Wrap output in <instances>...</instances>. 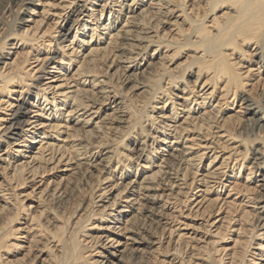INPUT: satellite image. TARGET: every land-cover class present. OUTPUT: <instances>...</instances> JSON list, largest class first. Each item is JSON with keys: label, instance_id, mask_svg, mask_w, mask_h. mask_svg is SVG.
Returning <instances> with one entry per match:
<instances>
[{"label": "bare ground", "instance_id": "1", "mask_svg": "<svg viewBox=\"0 0 264 264\" xmlns=\"http://www.w3.org/2000/svg\"><path fill=\"white\" fill-rule=\"evenodd\" d=\"M37 1L40 0H0V95L8 98L6 101L0 99V129L5 121L11 124L0 131V152L6 156L2 158L3 154L0 155V163H4L0 166V264L156 262L152 259L155 257L146 258L144 254L147 251H144L148 249L147 254H151L155 251L151 249L156 246V249H161L164 245L163 231L171 224L165 220H170L169 216L173 214L167 210L185 204L190 197L189 190H192L190 187L186 192L183 191L179 182L188 185L191 175L189 168L198 172L199 163H196V159L200 161L203 157V154L199 155L200 151L195 158L191 157L188 151L193 148H188L187 143H184L185 128L169 124L178 115L170 113V116H166L163 111L170 103V111L176 112L178 104L173 101L172 90L162 83L168 80L167 85L174 88L182 83L184 85L178 88L183 91L186 88L190 90L191 83L202 85L204 79L202 91L208 87L211 90L203 94L207 95L204 101H210L216 89L222 86L226 97V103H221L218 110L214 109L209 114L205 123L208 133L206 137L200 138L207 141V137H212L206 146L219 143V146L210 150L214 153L208 157V167L216 166L218 148L230 149L229 156L222 161L224 169L230 170L227 178H241L243 171L247 172V177L245 181L242 179L243 184L239 180H230L227 185L222 180L225 173L217 174L208 170L204 177L216 180L210 182L203 177L200 181L205 188L213 183L214 186L210 187H215L218 192L222 188L227 190V187L237 194L244 192L246 195V192L249 196L245 198L257 204L256 208H252L253 211L242 213L241 218L245 222L250 216L252 219L256 216L252 225L253 235L239 262L231 261V264H246L252 240L259 231L264 230V89L255 97L250 95L251 89L247 90V79L253 73L251 66L258 67V73H264V0H200L198 3L192 2L190 6L186 0H179L177 6L181 7L183 15L180 18L188 25L187 30H183L180 24V36L184 37L182 41L175 37L169 39L171 36L168 38L166 33L157 31L162 24L178 23L177 20L172 22L177 16L169 7L164 8L165 11H161L152 22L151 15L148 18L144 16L148 11L138 12L145 0H132V3L125 0H84L82 4L70 0L65 5V11H70L63 17L61 14L56 16L54 21H58L52 30L44 32H50L49 39L43 40L40 45L36 42L43 36L35 38L31 35V38L28 34L30 25L27 24L30 19H26L34 12L29 5L35 6ZM99 2L101 16L108 14V17L102 23H99L101 19L96 18L95 26L89 27L92 22L82 17L91 19L93 10H89L88 6L93 8ZM190 7L194 15L188 13ZM219 11H224L222 16H217ZM22 13L26 14L21 18L19 15ZM208 18H212L211 26L208 25ZM60 19L62 21L59 24ZM62 23H65L62 26L65 32L56 38L57 28ZM2 31L5 32L4 36ZM16 37L24 44L35 42L36 48L30 45L34 49L44 46V58L40 60V57H34L35 62H39L36 67L42 64L37 70L40 75H34L36 67H30L31 57H25L23 61L17 58L8 63L16 54L11 53V48L20 42L8 41ZM85 37L90 38L86 41ZM67 42L68 52L65 51ZM103 44L108 45L102 48ZM87 45L92 47L85 53ZM137 45L142 47L135 54ZM151 47H156L154 52L161 48L172 52L166 56L170 60L179 59L185 50L193 52V55L188 56L186 64L183 62L176 66L178 72L165 63L151 61L152 56L149 57L150 63L142 65L140 61L144 60L143 56L148 54ZM251 48H254V53L250 55ZM52 50L58 53L59 58H47ZM38 53L41 55V51ZM110 54L115 58L112 62L115 63V73L120 74L118 80L121 87L129 83L128 91L134 92L128 100L124 96L127 95L126 90L119 91L112 84L115 73L101 71L106 55ZM73 58L79 67L73 75L75 79L72 77L74 80L70 81L67 73L74 64ZM241 61L250 65L244 74L241 68L245 66L241 65ZM186 75L194 81L190 82ZM62 81L67 83H58ZM109 88L113 90L107 91ZM23 94L24 97L20 99L22 103L17 105L10 120L5 119L7 111ZM237 96L244 104V116H219L224 106L226 111L235 105ZM214 129L219 132L215 133ZM219 133L226 136H219ZM225 138L235 140L232 144L238 143L239 146L232 147L227 144L229 141L220 144ZM193 141L195 145L198 140ZM100 158L104 162L101 171L106 170L108 176L104 180L111 183L103 189L100 187L101 193L97 195L95 190L98 185L92 187L84 178H88L89 169H95V163ZM159 160L163 161L165 169L155 166ZM142 162L151 164L149 173L138 170ZM184 165L186 168H182ZM5 170L8 171L6 177L3 174ZM52 171H56V174L52 175ZM47 173L52 176L45 177ZM76 175L80 177L77 179ZM252 180L254 187L248 184ZM28 181L34 182L31 191L17 192ZM81 181H84L83 185L89 191V201L83 206L79 201L72 202L75 195L83 193ZM98 182L104 184L102 178ZM112 189L118 193L112 201L110 199L107 202L108 206L105 201ZM254 192L258 195L250 197ZM181 196L186 198L185 201ZM120 200L125 205L121 206ZM217 200H212L207 208L212 204L216 206ZM222 201L224 205L228 203L225 199ZM229 203L234 207L233 202ZM69 205L71 208L68 210ZM116 205L118 208L113 211L116 214L109 213L108 210ZM81 211L85 213L80 214ZM22 215L26 216L25 224H29L26 227L27 235L21 243L19 229L13 224ZM92 219L105 223L97 235L87 233V225ZM124 223L129 233L125 238L128 245L121 244V229L116 227ZM259 236L264 239V232ZM165 243L168 249L165 251L170 253L166 256V264L191 263L195 255L184 257L187 245L174 247L171 241ZM124 245L125 249L121 250L120 246ZM170 245L172 247L169 250ZM89 251L94 253L87 255ZM218 252L217 249L214 253L211 250L205 252L207 259H203V262L224 264V257L217 255ZM10 255L15 258L9 260Z\"/></svg>", "mask_w": 264, "mask_h": 264}, {"label": "rangeland", "instance_id": "2", "mask_svg": "<svg viewBox=\"0 0 264 264\" xmlns=\"http://www.w3.org/2000/svg\"><path fill=\"white\" fill-rule=\"evenodd\" d=\"M66 1H70V0H40L39 2H36L35 6H30L32 8V10L34 12H32L31 14H29L26 19H30V22H28L27 24L30 25V30H29V36L31 38H33L32 36H35V38L38 36H43L38 42V45H40L42 43V41L44 40H48L49 39V34L44 32L46 30H52V28L55 25V22L58 20H55L57 17V15L59 16L60 14L62 15H66L68 14V12L70 11L67 10L65 11V5H66ZM74 2H79L80 4L83 3L84 0H71ZM121 1V0H120ZM125 1H129L128 3H132V0H125ZM198 1L200 0H186V2L188 3L187 5L190 6V4H192V2H196L198 3ZM123 2V0L121 1ZM202 2V0H201ZM179 3V0H145L143 2V6L141 8V10H139L138 12H142L143 10L147 13H145V17L147 16V18L151 15L152 16V22L154 20H156L157 17H159V14L161 13V11H165L164 8H168L172 9L175 13L177 18L173 19L172 22H175L176 20L178 21V23H173V25H160L159 29L157 30L159 33L162 34H167L169 39H172L173 37H175L176 39L182 41L184 39V37L180 36L181 34V29H180V24H181V28L183 30H187L188 25L186 24L187 22H183V19L180 18V16H183L181 11V7L177 6ZM205 4V3H204ZM140 6V5H139ZM90 8V9H89ZM137 8V6L135 7ZM89 10H93L91 11V13H93L92 18L88 19L87 17H82L85 18V20H90L89 22V27H94L95 24L97 23V19H101L99 23H102L104 21H106L108 14L106 16V14H103V16H101L100 12H101V2H99L98 5H95L93 8H91L90 6H88ZM159 10V11H158ZM65 11V12H64ZM225 11V10H224ZM224 11H219L217 12V16H222V14L224 13ZM190 15L193 13L194 15V11L192 12V7H190V11L188 12ZM26 14V13H25ZM25 14L22 13L21 15H19V17H25ZM179 16V17H178ZM154 17V18H153ZM97 18V19H96ZM208 25L211 26L212 23H210V21L212 20V18H208ZM62 19L59 20V24L61 23ZM151 22V23H152ZM65 23H62L61 27L59 26L57 28L58 33L55 34V37L57 38L58 35L60 33H64V29H62V26ZM71 23H69L70 25ZM124 24V23H123ZM122 24V26H123ZM167 24H171L169 22H167ZM56 27V26H55ZM66 27H69L68 25ZM49 28V29H48ZM31 31V32H30ZM154 31H156V29H154ZM4 36V31H2ZM32 35V36H31ZM151 35H155V33H152ZM90 37H85L84 40L88 41ZM110 39L111 37H109L107 39V43H110ZM16 41H20L19 38L16 37V39L13 40H9L8 43H16ZM54 44V42H53ZM67 46L66 47V52L69 51L68 49V45L69 43H65ZM108 44H103L101 47L104 48L105 46H107ZM30 45H33L32 47L36 48L37 46L35 45V42H31L30 43H23V42H19L18 45L13 46L11 48V53H16L15 55L12 56V59L8 61V63H12L14 62V60H16L17 58H19L20 61H23L25 57L28 58H33L31 60L30 63H32V65L30 67H36L39 62H35L34 57L38 58L41 60L42 58H44V54L42 53V48H37L34 49L32 47H30ZM88 47V48H87ZM87 47H85L84 51L85 53H87L90 48L92 46L89 47V45H87ZM142 46L137 45L136 49H134V53H139L140 49ZM139 48V49H138ZM154 48L156 47H151L149 48V50L147 51L148 54H145L144 60L140 61V63L143 64H148L150 63L152 60L153 62L155 61L158 63H165L166 66L170 67L171 69L175 70L176 72L179 71V68H176V66L179 63L184 62V64H186V59L188 58V56L193 55V52L189 51V50H185L184 53L182 54V56L177 59H173L170 60V58L168 59L166 56L167 55H171L172 52H168L166 48H161L157 51L154 52ZM245 50H248L247 47H243ZM255 48V47H254ZM253 48V49H254ZM253 49H250V55L254 53ZM9 50V49H8ZM171 50V49H170ZM39 51H41V55H39ZM83 51V52H84ZM29 52V53H28ZM25 54V55H24ZM28 54V55H27ZM82 54V52H81ZM134 54V56H135ZM39 55V56H38ZM57 57L59 58L58 53H54L53 50L51 51L50 55L47 57L48 59L51 57ZM152 56V58L150 59L149 57ZM140 59V57H138ZM236 58V57H233ZM73 58V65L70 68V70L68 71L67 75H68V79H70V81L74 80L75 77L73 76L74 73L76 72L77 68L79 67V64L77 62H74ZM151 61H150V60ZM163 59V60H162ZM58 60V59H57ZM115 61V58L112 57V54H110L109 56L106 55V59L103 62L102 65V69L101 71L105 70L107 73L110 74H114L116 71V67H115V63L112 62ZM236 61V60H235ZM234 61V62H235ZM112 62V63H111ZM241 65H244V68L242 69V74H244V72L247 71V67H250V65L247 64H243L244 62L241 61ZM78 65V66H77ZM240 65V66H241ZM42 67V64H40L38 67H36V72H34V75H40L37 73V70ZM109 67V69L107 68ZM29 69V67H28ZM252 70L253 73H250V78L247 79V90L251 91L249 92L250 95L253 97L257 96L261 89H264V73H258V67L256 66H251L250 68ZM50 70V69H49ZM104 71V74L106 73ZM103 74V73H102ZM188 78V75H186ZM244 76H247V74H245ZM74 79H73V78ZM120 77V74L117 72L115 73L114 77H113V86L119 90V91H124L126 90L124 95L126 96L125 99H130L133 95L134 92L131 90L128 91V88H130V84H126L124 87H121L122 85H120V80H118ZM62 80L64 79V77L61 78ZM124 80V78H123ZM188 80L190 82L194 81L191 80V78H188ZM205 82V79L202 83V85L200 83L197 84H193L191 83L190 86L191 89L189 90L188 88H186L185 90L181 91V89H179L178 87H181L184 85H182V83H180L177 87L174 88L170 87L167 85L168 80L165 83H162L166 88H170L169 90H172V93L174 95H172V98H174V102L177 105V110L176 112H172L170 111V109H172V105L170 103H168V105L165 107V111H163L164 114H166V116H170L171 114L176 113L178 115V117L175 119H173L174 121L171 123L169 122V124H171L172 126H177V127H181V128H185V130L183 131V136H184V143H187V147L188 148H193L190 149L188 151V153L191 155V157L195 158L199 152L200 154H203V157L200 161H197L196 159V163H199V168H198V172H196V170H194V168L190 167L189 169H191L190 171V176L189 179L188 178V185H184L183 181H180V188H183V191H187V188H190L192 190H189V199L187 200V202L183 205L178 206L179 208H173L171 211L167 210V212H169V214L171 212H173L172 216L170 215L169 219L170 220H165L166 223H171L170 225L167 226L166 229H164L163 231V235L165 236L164 240V245L161 247V249H156L153 248L150 251L151 254H147L149 253V250L146 249L144 252L147 251L146 254H144L147 257H155L152 258L155 264H166L168 262V258H166V256L170 253L166 252L168 249H166L167 246V241H171V244L173 243L174 247H178V246H184L187 245V250L185 251L184 257H186L187 255L190 254H194L195 256L192 258L191 263L189 264H206L203 262V259H207V255H205L207 253V251L211 250L212 253L215 252V250H219L218 254H221L222 257H224V264H231V261H236L239 262V257L242 256V254H244L246 252V249L248 247V240H250L249 238H252V225L254 224L255 220H256V216L252 219L251 216V220L246 221L243 219L242 220V213L243 211H253L252 208H256L257 204H254L253 201H251L249 198H245L247 196H249L248 193L245 192L246 195H244V192L241 194H237V192L235 191H230L231 189L227 187L226 188H222L219 190L216 189L215 187H210V186H214L213 183H210L206 188L205 186L201 185V179H203L204 175H206L208 173V170H210V172H217V174H224L225 176L222 178V180H225L224 182L227 183V185L229 184L230 180H239L238 182L243 184L246 177H247V172L243 171L241 172V178L237 177L236 179H228L227 176L230 173V170L228 171L227 169H224V166H222V161L223 158H226L229 156V150L230 149H226L223 150L222 148H218L217 149V154H218V159L216 160L215 163L216 166L211 165L208 167L209 163H210V159L208 157L213 156L214 151L210 152L211 148L213 147H217L216 145L219 146V143L217 144H211V145H207L208 141L212 138L211 136L207 137V141H204L205 139L203 138V140H200V138L202 139V137H206L207 133H208V127H207V123L206 120L209 118V114H211L212 112H214L213 110H218L219 105L225 104L226 103V97H225V93L223 92V86L218 87L216 89V93L214 94V96L210 99V101H208L209 99H207L206 101L203 100L204 96L207 95H203L205 92L208 94L210 91L208 90L209 87L207 89H205V91L203 90V84ZM32 83V82H30ZM58 83H67V81L65 82H58ZM69 83V82H68ZM263 84V85H262ZM255 86V89L252 90V87ZM257 87V88H256ZM20 89V88H17ZM262 89V90H263ZM26 90V89H25ZM112 88L107 89V91H112ZM208 90V91H207ZM255 90V91H254ZM256 92V93H255ZM259 92V93H258ZM258 93V94H257ZM25 94H23L21 97H19V101L14 102L13 107L11 108V110L7 111V116L5 119H9L11 118L12 113H14V111L17 109V105H20V99L24 97ZM178 96V97H177ZM163 97V95H162ZM239 96H237L236 101H235V105L232 106L229 110L224 111V109L226 108V106L223 107V109L220 111L219 116H233V117H243L244 115V104L243 102H241L240 98H238ZM136 97H133V99H135ZM208 98V97H207ZM0 99L3 101L8 100V98H5L4 96L0 95ZM159 99V98H157ZM233 98L230 99V101H232ZM135 100H138L135 99ZM161 101L167 100V98H164V100L160 99ZM205 102V103H204ZM209 102V103H208ZM22 103V102H21ZM139 104V103H138ZM156 105V104H155ZM159 105H163V104H159ZM159 106V107H161ZM161 112V111H160ZM157 114H155L156 116ZM163 115V114H162ZM173 116V115H172ZM206 123V124H205ZM11 124L7 121H5V124L1 127L0 131L2 129H4L6 126L9 127ZM204 125V126H203ZM187 128V129H186ZM199 128H201L202 130H199ZM214 132H219L217 129H214ZM199 135V136H198ZM226 136V134L224 133H219V136ZM193 140H198L195 141V145H193L192 143L194 142ZM214 140V139H213ZM212 140V141H213ZM218 139H216V141H218ZM204 141V142H202ZM215 141V142H216ZM228 138H225L224 140H221L220 144L222 142H228ZM235 140H231L229 141L227 144L231 145L232 147H238L239 144L238 143H234ZM126 143L128 144V141H126ZM224 146V145H223ZM230 146V147H231ZM207 148V149H206ZM5 149V148H3ZM3 154V155H2ZM0 155H2V158H5L6 156L4 155V152H0ZM223 156V157H222ZM220 157H222V159H220ZM250 157V156H249ZM248 157V158H249ZM102 158H100L95 165L96 168H90L89 170H91V172L89 173L88 178H84L85 180H87L89 182V185L94 187L96 185L97 189L95 190L97 192V195H99L100 192V187L101 189L107 187L111 182H107L108 180H104L105 178H107V172H105L106 170L101 171V168L104 164V162H101ZM214 163V164H215ZM234 164V162H233ZM4 165V163H0V166ZM155 166H159L162 167L163 169H165V164L163 163L162 160L157 161ZM155 171L157 170L156 167ZM182 168H186V166H182ZM116 168L114 167L113 170H115ZM152 167L151 164L148 165L144 162L141 163V166H139L138 170H141L142 173H149L151 171ZM246 170V169H245ZM99 171H101V174L99 173ZM108 171V170H107ZM6 172H8L7 170H5L3 172L4 176L6 175ZM55 172V173H54ZM52 175L56 174V171H52L51 172ZM51 173H47L45 175V177H49L52 176L50 175ZM194 173V174H193ZM196 174V175H195ZM231 175V174H230ZM6 177V176H5ZM78 177H80V175H76L75 178L78 179ZM216 177V176H215ZM218 177V176H217ZM103 180L104 184L99 183V179ZM205 178V177H204ZM242 179L244 180L242 182ZM205 180L213 182L216 179H211V178H205ZM226 180H228L226 182ZM82 182V183H81ZM80 186L83 188V193L82 194H78L75 195L73 197V203H75V201H79L82 203L81 206L84 205V203L86 201H89L88 197H89V191H87L88 187L84 186L83 183L84 181H81ZM193 182V183H192ZM192 183L191 186H189ZM34 184L33 181H28L27 184L25 185V187H23L22 189H19L17 192H28L31 191L30 187ZM182 184V185H181ZM248 184H250L251 187L255 186V183L252 181H249ZM187 186V187H186ZM111 188V187H110ZM109 188V189H110ZM85 191V192H84ZM99 191V192H98ZM205 191V193H204ZM111 195H109V197L107 198V200L105 201V204H107V202L111 199V201L114 199L115 195L118 193V191H114V189H112L110 191ZM248 194V195H247ZM251 194V193H250ZM80 195V196H79ZM256 196L258 194H256V192H254V194H251L250 197ZM78 196V198H77ZM122 197V196H121ZM120 197V198H121ZM182 200L185 201L186 198L182 197ZM218 199V200H217ZM226 200L228 203L224 205V201L222 200ZM212 200H217L218 202L215 204L216 206H214V204H212V206H210V208H207L209 203ZM121 201V206L125 205L123 200ZM175 200H173L172 202H174ZM229 202H233L234 207L229 203ZM257 202V201H256ZM219 203V205H218ZM104 204V203H99ZM109 206V204H107ZM173 205L170 206V208ZM214 206V207H213ZM120 207V205H119ZM219 207H221L222 210L219 211ZM71 208V206L69 205L68 210ZM118 208V206H114L112 207V209L108 210V212H113L114 209L116 210ZM120 209V208H119ZM85 213L84 211H81L80 214ZM115 213V212H113ZM116 214V213H115ZM176 216V217H174ZM25 215H22V217L20 218V220L16 223L13 224V226H15L16 228L19 229V233H18V237L20 238L21 243L24 242V238L27 235V228L28 224L26 223L25 220ZM233 218V220L231 222L230 219ZM175 219V220H174ZM253 220V222H251ZM148 221V219L146 220ZM169 221V222H168ZM146 223V222H145ZM105 223L102 221H99L98 219H92L91 222H89V224L87 225V229H89V231L87 233L93 234V235H97L99 232H101L102 230V225H104ZM112 225H114L113 223H111ZM121 225V226H120ZM116 227H120V236H119V241H121V244L127 243V245L129 244V242L126 241L125 238L128 237V228H127V224H117ZM169 228H171L169 231ZM24 229V230H23ZM172 232V233H171ZM264 230L259 231L255 236V238L252 240V245L248 250V254L246 256V264H264V239L259 236L261 234H263ZM171 235V236H170ZM84 239V238H82ZM88 241H90V239H88ZM18 242V241H17ZM215 242V243H214ZM188 243V244H186ZM24 244V243H23ZM120 244V245H121ZM126 247V245L124 246H120L121 250H124ZM129 247V246H128ZM172 247V245L169 246V250ZM246 247V249H245ZM205 248V249H204ZM216 248V249H215ZM201 249V250H200ZM207 249V250H206ZM215 249V250H214ZM166 250V251H165ZM205 250V251H204ZM200 251V252H199ZM164 252V253H163ZM206 252V253H205ZM93 252H90L87 255H90ZM166 253V254H165ZM198 253V255H197ZM200 254V255H199ZM216 255L217 259L218 256ZM10 259L12 260L15 258V256L10 255ZM157 259V260H156ZM163 260V262H161ZM250 260V261H249ZM152 261V263H153ZM153 263V264H154Z\"/></svg>", "mask_w": 264, "mask_h": 264}]
</instances>
